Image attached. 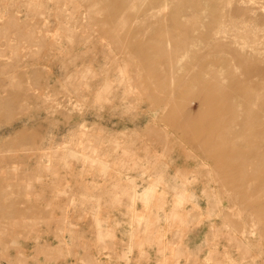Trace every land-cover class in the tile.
<instances>
[{"label": "rangeland", "instance_id": "obj_1", "mask_svg": "<svg viewBox=\"0 0 264 264\" xmlns=\"http://www.w3.org/2000/svg\"><path fill=\"white\" fill-rule=\"evenodd\" d=\"M0 264H264V0H0Z\"/></svg>", "mask_w": 264, "mask_h": 264}, {"label": "bare ground", "instance_id": "obj_2", "mask_svg": "<svg viewBox=\"0 0 264 264\" xmlns=\"http://www.w3.org/2000/svg\"><path fill=\"white\" fill-rule=\"evenodd\" d=\"M105 168H107V165L105 166ZM152 195H153V193H152ZM184 195V194H183ZM149 196H150V194H149ZM102 235V234H101ZM102 237V236H101Z\"/></svg>", "mask_w": 264, "mask_h": 264}]
</instances>
